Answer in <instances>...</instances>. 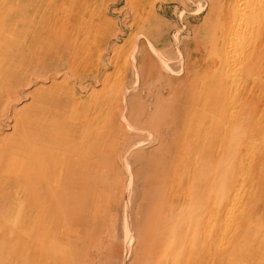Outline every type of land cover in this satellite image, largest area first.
<instances>
[{"label":"rangeland","instance_id":"rangeland-1","mask_svg":"<svg viewBox=\"0 0 264 264\" xmlns=\"http://www.w3.org/2000/svg\"><path fill=\"white\" fill-rule=\"evenodd\" d=\"M229 3L0 0V161L29 163L0 186V264H264V63L243 78L256 17L228 44Z\"/></svg>","mask_w":264,"mask_h":264},{"label":"bare ground","instance_id":"bare-ground-1","mask_svg":"<svg viewBox=\"0 0 264 264\" xmlns=\"http://www.w3.org/2000/svg\"><path fill=\"white\" fill-rule=\"evenodd\" d=\"M230 3L228 4V12H227V15H228V17H226L225 16V26H227L226 28H228L227 30V32H225V33H227V34H225V38H226V35H228V33H231V35H230V39H229V43L228 44H232V41L236 38V36L241 32V30H242V28L244 27V25H245V21H244V16L247 14V12H246V7L247 6H249V5H251L252 7H253V13H252V15L253 16H255L256 18L255 19H253V22L251 23V25H250V27L252 28V30H253V36H252V40H251V42H250V44H249V46H248V49H247V52H246V54H245V57H244V64H243V69H244V74L245 75H243V78L246 76V80H248L249 81V79L250 78H252V76L253 75H259L260 76V73H261V71L259 70L260 68L259 67H261V65L263 66V63H264V0H228ZM57 4V3H56ZM58 5V4H57ZM235 6L237 7L236 8V11H235ZM34 6H32V11H34V8H33ZM24 8V5H23V7H22V9ZM249 10H250V8H249ZM31 11V12H32ZM236 14H239L240 16H241V18L236 22L235 21V15ZM54 16V15H53ZM53 18V17H52ZM33 20H31V22L29 23V20H27V21H23V24H22V30H25L26 29V27H27V31H28V33L27 34H23V36H22V34H21V37H22V39H21V41L19 40V42L17 41V42H14L15 44H14V48L13 49H15V48H19L20 49V53H23L24 51H31V50H34V48H35V46H40V40H39V37H38V39H36V41H34V40H30V37H35L34 36V28H35V25H36V19H35V17L34 18H32ZM54 19V18H53ZM26 20V19H25ZM47 21V20H46ZM45 21V22H46ZM56 21V20H55ZM54 21V22H55ZM39 23V22H38ZM51 23V22H50ZM40 24V23H39ZM54 24H56V22L54 23ZM47 25V24H46ZM50 26V25H49ZM48 26V27H49ZM56 26V25H55ZM32 27V30L33 31H30L29 30V28H31ZM52 28V27H51ZM51 28H49V29H51ZM48 29V28H47ZM42 30V29H41ZM52 30V29H51ZM56 30V29H55ZM43 31V30H42ZM37 34H38V32H37ZM37 36V35H36ZM39 36V35H38ZM41 37V36H40ZM61 38V37H60ZM50 40V39H49ZM41 42L43 43V41L41 40ZM20 43V45L19 46H17L18 44ZM36 44V45H35ZM49 44V43H48ZM48 44H47V46H48ZM42 47H40V48H43L44 46L43 45H41ZM54 47H57V48H62L61 46H59V45H54V44H52V45H50V46H48V48L47 49H49V48H51L52 50H53V48ZM220 55L221 54H223V56L225 55V51L223 50V52L221 51L220 53H219ZM215 59H216V57H215ZM230 60L232 61V59H231V56H230ZM224 67H225V76H229V74H233V70H234V63H230L229 62V60H228V58H226V60L224 61ZM186 69V68H185ZM213 70V69H212ZM212 72V71H211ZM193 74H195V73H193ZM188 75V74H187ZM261 78V77H260ZM228 80H229V82L231 81L230 80V77L228 78ZM187 81H190V79H188ZM202 83V82H201ZM208 84H210V81H209V83L207 82L206 83V85L205 86H208ZM200 85H203V83L202 84H200ZM191 86H192V84H191ZM203 87V86H202ZM206 88V87H205ZM192 90V89H191ZM200 90H202V88L200 89ZM230 90H231V88H230ZM212 91H214V90H212ZM201 92V91H200ZM200 92H197V93H200ZM190 94H191V92H190ZM200 95V94H199ZM210 95V94H209ZM198 96V95H197ZM196 96V97H197ZM207 96V95H206ZM216 96V95H215ZM212 97V96H211ZM201 98H202V95H201ZM206 98V97H205ZM216 98V97H215ZM206 100V99H205ZM200 101V100H199ZM201 104V103H200ZM197 106V105H196ZM202 106V105H201ZM194 108H195V106H194ZM186 109H187V107H186ZM201 109V108H200ZM193 111V110H192ZM198 111V110H197ZM208 114H209V112H208ZM196 124V123H195ZM50 124H49V122L47 123V124H44V123H40V125L39 126H37V129L39 130V131H41V129H45V130H47L48 131V133L46 132V131H43L42 130V132H38V133H40V137H38V139H36L37 140V142H40V143H42V144H44V145H46L47 147H48V149H51L52 148V145H54V144H56L55 143V141L56 140H53L50 136H49V132L50 131H54L53 129H52V127L51 126H49ZM51 133H53V132H51ZM33 134V133H32ZM17 148H15L14 149V151L16 150ZM9 152L10 151H12V149L11 148H8L7 149ZM19 153V152H18ZM32 154L29 156L28 155V158L30 159V160H32ZM28 158H26V160L28 159ZM108 158V157H107ZM4 160V159H3ZM11 161V160H10ZM91 163V162H90ZM92 164H94L95 166H97L96 165V163H92ZM0 186H2V184H3V182H4V178H9V177H12V176H14L19 170H21V168L22 169H24L25 168V166H27V165H29V163L27 162V163H20V162H15V163H13L12 161L11 162H8L7 160H6V158H5V161H0ZM52 168H53V165L51 164L50 165V169H49V171H48V174L49 173H52ZM20 191H19V197H18V199H17V203L18 202H22L23 201V196H24V194L26 193V191L28 192L29 190H30V186L29 185H20ZM19 190V189H18ZM242 190V189H241ZM7 193H8V191L7 190H5V191H3L1 194H0V211L1 210H3L2 208H3V206H4V204H7L8 202H7ZM49 194H50V192H49ZM48 194V195H49ZM50 196V195H49ZM14 199V198H13ZM11 202V201H10ZM42 203V202H41ZM41 203H39L38 201H37V199H33V200H31V203H30V206L29 205H27V209L29 210H32L33 211V214H40V213H42V214H45V216H47V212L50 210V207L49 206H47V205H42ZM14 204V203H13ZM52 212V211H51ZM29 213H31V212H29ZM29 213H28V215L27 216H29ZM33 214H30L31 216L33 215ZM41 214V215H42ZM26 216V215H25ZM26 216V217H27ZM39 216V215H38ZM26 217H24V216H22L21 217V221L22 220H24ZM41 217V216H40ZM31 218V217H30ZM27 219H28V217H27ZM27 222V221H26ZM25 222V223H26ZM28 222H30V219H29V221ZM33 222H34V220H33ZM33 222H32V229H34L35 228V225L33 224ZM24 223V224H25ZM53 223V222H52ZM49 224V223H48ZM41 224H39V226H40ZM51 226V225H50ZM53 226V225H52ZM51 226V227H52ZM240 227V226H239ZM47 228H49V227H47ZM44 230V229H43ZM50 230H52L51 228H50ZM49 230V231H50ZM35 231H40V232H43L42 230H41V228H39V227H37L36 229H35ZM46 236H48L47 235V233H48V230H46ZM50 233V232H49ZM53 233V232H52ZM36 235H37V233H36ZM39 235V234H38ZM244 235V234H243ZM51 236V235H50ZM37 238H38V236H37ZM36 239V238H35ZM49 240V239H48ZM50 241V240H49ZM45 242V241H44ZM47 244V243H46ZM45 244V245H46ZM50 245H51V241H50V243H49ZM48 244V245H49ZM45 245L43 246V247H45ZM47 246V245H46ZM48 248V251H49V247H47ZM56 249V248H55ZM41 252V251H40ZM39 252V253H40ZM42 255V253L41 254H39V258H40V256ZM35 257V256H34ZM16 264V263H15Z\"/></svg>","mask_w":264,"mask_h":264}]
</instances>
